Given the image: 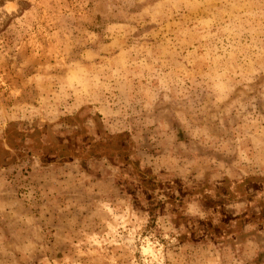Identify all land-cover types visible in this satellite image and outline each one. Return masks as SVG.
<instances>
[{"label": "rangeland", "instance_id": "rangeland-1", "mask_svg": "<svg viewBox=\"0 0 264 264\" xmlns=\"http://www.w3.org/2000/svg\"><path fill=\"white\" fill-rule=\"evenodd\" d=\"M0 264H264V0H0Z\"/></svg>", "mask_w": 264, "mask_h": 264}]
</instances>
